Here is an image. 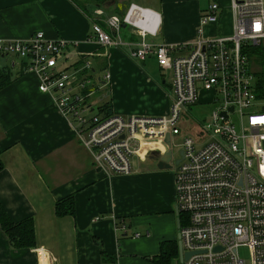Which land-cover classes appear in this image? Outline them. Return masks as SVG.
<instances>
[{"label": "crops", "instance_id": "0c3cea01", "mask_svg": "<svg viewBox=\"0 0 264 264\" xmlns=\"http://www.w3.org/2000/svg\"><path fill=\"white\" fill-rule=\"evenodd\" d=\"M208 2L108 0L98 6L91 0H0V39L22 40L36 31L63 38L70 51L90 62L93 78L108 73L107 81L100 78L94 84L92 109L107 103L118 115L165 116L171 96L153 58L136 60L129 45L103 47L88 40L93 11L101 8V18H106L121 15L129 3L147 7L158 14L159 23L145 40L180 43L199 37V15ZM220 17L203 26L200 36L230 32L232 20L225 31ZM120 36L138 40L127 26H121ZM77 60L72 55L69 63L76 65ZM37 84V73L26 70L24 60L0 56V205L13 221L31 218L34 235L33 246L14 248L0 228V263L149 264L139 258L148 250L128 239V232L145 229L158 216L166 227L158 237L176 243L173 228L176 219L181 222L175 209L174 166H155L165 146L156 141L140 145L128 174L106 173L78 143L53 93L38 91ZM67 196L72 197L73 213L57 216L54 204Z\"/></svg>", "mask_w": 264, "mask_h": 264}, {"label": "built area", "instance_id": "2783aa9c", "mask_svg": "<svg viewBox=\"0 0 264 264\" xmlns=\"http://www.w3.org/2000/svg\"><path fill=\"white\" fill-rule=\"evenodd\" d=\"M226 7L229 33L200 36L223 10L220 0H209L199 15V37L158 44L145 40L156 32L155 11L129 3L121 15L101 18L102 9H94L87 39L103 47L129 45L136 60L152 57L171 96L165 116L118 115L104 104L92 109L94 84L107 81L108 73L93 78L90 62L63 38L36 31L22 40L0 39V56L14 55L37 73L38 91L53 93L78 143L106 173L128 174L140 145L165 146L169 134L171 148L182 152L173 177L180 247L193 252L181 264H264V94L248 63L253 47L264 46V0H228ZM121 26L138 40L123 41ZM72 55L76 65L69 63ZM203 103L210 106L208 118L181 135L183 114Z\"/></svg>", "mask_w": 264, "mask_h": 264}, {"label": "trees", "instance_id": "16d2710c", "mask_svg": "<svg viewBox=\"0 0 264 264\" xmlns=\"http://www.w3.org/2000/svg\"><path fill=\"white\" fill-rule=\"evenodd\" d=\"M98 6L108 0H94ZM253 54L259 61L260 68L254 72L256 85L261 95L264 94V46H256L252 49ZM108 107L107 103H104ZM3 163L0 159V170ZM54 211L57 216L70 215L73 213V201L71 196L57 200L54 204ZM180 216V215H179ZM181 221V216H180ZM181 224V222H180ZM0 228L6 235L9 244L14 248H25L34 245L32 220L29 217L13 221L0 205ZM177 255L175 241H161L157 255L150 257L151 261L158 264H172L171 260Z\"/></svg>", "mask_w": 264, "mask_h": 264}, {"label": "rangeland", "instance_id": "374dc122", "mask_svg": "<svg viewBox=\"0 0 264 264\" xmlns=\"http://www.w3.org/2000/svg\"><path fill=\"white\" fill-rule=\"evenodd\" d=\"M76 3L82 4L84 0H74ZM94 1V0H91ZM228 0H220L221 5L223 6L222 14L220 17V26L225 29V31H229L228 28L230 26L232 16L229 11V9L226 7ZM229 33V32H228ZM248 63L251 67V69L256 72L259 68V61L257 57H254L253 55L248 56ZM205 100L202 99V102ZM204 104V103H203ZM210 106L209 105H202V106H190L187 111L183 114V118L185 119L183 122L180 123V134H192L194 130V126H201L203 121L208 118V110ZM192 132V133H191ZM182 135V134H181ZM180 135L173 136L172 140L173 142L176 141L178 142ZM172 152V158L175 159L178 155V149L176 146H173L171 148ZM158 216L155 217V222L149 223V225L145 227V229H140V228H133L128 232L127 238L130 240H134L137 242V246L140 249H145L148 250V254H140L139 258L141 260H144L146 263L149 264H158L156 261H151L150 257L157 255L159 252V244L161 242V237H158L163 231H165L166 227L161 223L160 220H158ZM175 233L178 232L177 228H173ZM144 230H147V233H145ZM140 232L141 235L137 238H132V234L134 232ZM241 254L247 255L245 250H242L240 252ZM172 264H179L177 257L173 258Z\"/></svg>", "mask_w": 264, "mask_h": 264}, {"label": "water", "instance_id": "95a60500", "mask_svg": "<svg viewBox=\"0 0 264 264\" xmlns=\"http://www.w3.org/2000/svg\"><path fill=\"white\" fill-rule=\"evenodd\" d=\"M163 143H164L166 149L157 158L155 166L158 169H170L171 167H173L174 165H176L179 162L180 157L182 156V152L178 151L179 157L172 160L171 159L172 158V152H171L172 150H171V145H170V137H169L168 133H166L164 135ZM263 144H264V142H263ZM175 226H176V228H178V226H179L178 219H176ZM176 252H177V260H178L179 264H181L183 261H185L193 253L191 251H187V252L181 251L178 232L176 234Z\"/></svg>", "mask_w": 264, "mask_h": 264}, {"label": "flooded vegetation", "instance_id": "af4514ba", "mask_svg": "<svg viewBox=\"0 0 264 264\" xmlns=\"http://www.w3.org/2000/svg\"><path fill=\"white\" fill-rule=\"evenodd\" d=\"M180 224V222H178Z\"/></svg>", "mask_w": 264, "mask_h": 264}]
</instances>
